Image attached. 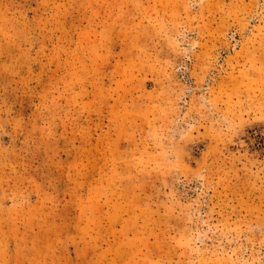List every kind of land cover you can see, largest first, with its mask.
Segmentation results:
<instances>
[{"label":"rangeland","instance_id":"rangeland-1","mask_svg":"<svg viewBox=\"0 0 264 264\" xmlns=\"http://www.w3.org/2000/svg\"><path fill=\"white\" fill-rule=\"evenodd\" d=\"M0 264H264V0H0Z\"/></svg>","mask_w":264,"mask_h":264},{"label":"bare ground","instance_id":"bare-ground-1","mask_svg":"<svg viewBox=\"0 0 264 264\" xmlns=\"http://www.w3.org/2000/svg\"><path fill=\"white\" fill-rule=\"evenodd\" d=\"M192 1H193V0H192ZM193 3H194V2H193ZM193 3H192V4H193ZM197 3H198V2H197ZM197 3H196V4H197ZM194 7H196V6H194ZM188 46H189V45H188ZM190 47H191V46H190ZM185 49H186V50H187V49L190 50V48H189V47L186 48V46H185ZM184 51H185V50H184ZM186 52H187V51H186ZM188 53H189V52H188Z\"/></svg>","mask_w":264,"mask_h":264}]
</instances>
